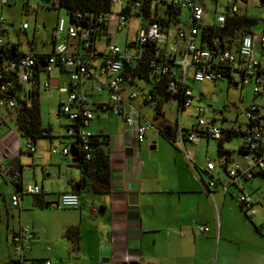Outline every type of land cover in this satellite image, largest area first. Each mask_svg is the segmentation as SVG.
I'll return each mask as SVG.
<instances>
[{"label":"crops","instance_id":"obj_1","mask_svg":"<svg viewBox=\"0 0 264 264\" xmlns=\"http://www.w3.org/2000/svg\"><path fill=\"white\" fill-rule=\"evenodd\" d=\"M259 3L264 5L260 0ZM62 39H66L65 34ZM74 44V41H69L71 47ZM105 45L106 40L103 49L99 50L95 44V50L103 52ZM18 50L35 55L50 53L36 51L33 43L23 51L18 44ZM99 62L100 59L96 58L90 60L89 64L95 67ZM42 68L43 63L39 64L33 77L39 84L37 87H33L31 82L20 86L18 107L12 108L14 114H8L10 122L6 121L0 106V165L19 172L23 190L28 185L37 184L45 191L39 196L23 194L19 206L13 208L10 205L13 186L0 176V233L4 228L7 243H11L13 234L20 226L28 227L34 235L31 241L24 243L23 264L36 260L30 254H25L40 244L48 254L37 260V264H224L219 261L220 241H225V238H229L230 242L234 238L240 241L246 230L251 236L247 252L233 256L225 264H264V218L259 213L264 208V202L252 200L257 214L247 219L235 202L232 188L228 193H223L219 187L208 188L211 178L205 172V159L216 163L221 154L218 146L229 153L231 162L243 163L238 150L235 153L223 147L224 141L238 137H224L219 141L203 139L198 146L185 142L183 149L171 145L165 139L169 148H164L161 154H155L158 143L153 141L155 138H147L146 133L156 131L161 134L159 123H170L164 117L157 116L155 111L151 119L148 118L144 113L145 106L131 101L136 114L140 115L139 123L146 119L156 126L148 130L143 140L138 142L134 129L127 131L120 116H116L117 119L110 118L115 115H111L107 109L108 93L105 90L100 93L95 91L96 86L108 78L95 74V77L85 80L77 88L87 94L89 106L95 113L88 130L93 135L103 134L107 138L109 192L93 193L89 186L77 187L82 175L79 169L68 168L72 166V161L69 163L66 156L50 152L69 143L64 138L69 122L58 119V125L64 127V132L49 124L45 125L41 118V102L49 101L51 107L58 110V117H65L59 113V106L67 99V93L62 88L68 82V74L56 65L48 74ZM43 82L49 83L47 92L41 87ZM127 85L131 84L124 83V95L132 92ZM51 96L55 101H52ZM34 101L38 108L42 136L31 140L20 136L17 116L22 107L30 108ZM1 104L9 109L0 100ZM255 114L259 126L264 129L261 123L264 115L259 113L258 108ZM110 119H116L114 126L107 123ZM44 138H49V143ZM238 139L241 146V139ZM27 143L33 146L34 155L26 151ZM126 148L131 150L130 156L125 155ZM212 177L220 184L227 183L223 168L216 167ZM263 179L264 171L261 177L245 181L247 192L251 194L250 183ZM74 187L78 188L77 193ZM73 192L79 199L77 208L57 209L48 205L60 194ZM131 194L136 196L135 204L130 203ZM232 213H236L235 216ZM199 226L208 231L200 232ZM71 229L77 231L76 244L67 233ZM18 260L19 255L18 259L6 262L13 264Z\"/></svg>","mask_w":264,"mask_h":264},{"label":"built area","instance_id":"obj_2","mask_svg":"<svg viewBox=\"0 0 264 264\" xmlns=\"http://www.w3.org/2000/svg\"><path fill=\"white\" fill-rule=\"evenodd\" d=\"M31 1L34 0H0V4L9 5L15 2L26 4ZM37 1L42 7L55 11H58L64 2V0ZM83 1L90 3L100 0ZM209 1L220 8L219 12L214 10V25L204 23ZM107 2L110 13H97L94 10L76 8L70 11L73 22L69 21L66 25L63 18L57 20L52 36V49L45 55L42 70L48 74L56 65L68 74V82L62 88V91L67 93V99L59 106V113L69 122L65 135L69 143L63 148L51 149V154L69 156V148L73 147L79 161L91 160L90 144L94 135L88 127L95 113L89 106L87 94L77 88L85 80L95 77V74L108 78L106 82L97 85L95 91L100 93L105 90L108 93L107 109L110 114L120 116L125 129L130 132L134 129L136 140L141 142L145 133L156 126L146 119L139 123L140 115L136 114L131 101L156 112L160 107L161 96L150 90L132 91L124 95L123 86L124 83L132 84L134 81L129 74L125 73V66L145 62L150 74L164 81L162 90L165 97L164 105L167 103L172 105V109L176 112L174 122L168 124L172 130V135L168 138L171 145L183 149L185 142L198 146L203 139L217 141L224 137L241 139V147L245 153L242 154L243 163L231 162L228 155L219 154L216 163L211 162L209 158L205 159V172L211 178L208 188L219 187L223 193H228L232 188L240 211L247 219L253 218L257 214V208L246 190L245 181L253 177H261L264 171V129L259 126L258 120L254 117L257 107L250 106L245 112L246 123L236 128L216 126L213 120L203 116L204 110L199 106L195 108L196 124L183 125L179 119L180 112L189 108L193 101L192 90L187 84L189 79L194 82H216L225 78L228 83L240 84L242 87L252 84L255 96L264 93V28L251 35L224 36V39L229 41L224 47L219 37L229 19L245 14L242 8L248 1L107 0ZM260 2L264 4V0ZM116 7L119 11L113 14L112 9ZM170 10L178 11L176 21L167 15ZM65 11L68 12L66 9ZM183 13H185L184 21L181 19ZM132 17L138 18L135 41L127 44L122 52L114 42L115 32L122 30ZM4 24L0 16V28ZM207 27L214 28L217 34L212 32L208 36V32H204ZM28 28V24L23 23L19 31L25 34ZM63 34L66 39H62ZM1 35L0 30L2 62V65L0 64V100L5 102L8 108H17L19 92L17 86L20 87L27 82H31L33 87L39 85L33 79L39 68V58L32 52H19L18 44L4 45ZM103 36L106 40L105 48L103 52H97L96 41ZM69 41H74L75 44L71 47ZM256 45H258V52ZM130 48L134 49L133 53L129 52ZM96 58H99L100 62L94 67L89 62ZM9 73L13 76H9ZM41 87L47 92L50 86L48 82H43ZM161 113L163 118L165 114L163 109ZM26 151L34 155V148L30 143L26 144ZM216 167L224 169L227 183L220 184L212 177ZM0 176L13 186L14 191L10 197V205L13 208L19 206L23 194L39 196L45 193L42 186L37 184L28 185L23 190L19 172L4 165H0ZM48 205L57 209L77 208L79 199L74 192L62 193ZM198 230L208 231L207 228L200 226ZM33 237V232L28 227L20 226L11 238L13 250L19 254L20 264L23 263L24 243L31 241Z\"/></svg>","mask_w":264,"mask_h":264},{"label":"rangeland","instance_id":"obj_3","mask_svg":"<svg viewBox=\"0 0 264 264\" xmlns=\"http://www.w3.org/2000/svg\"><path fill=\"white\" fill-rule=\"evenodd\" d=\"M247 1V5L244 7L242 6V11H245V14L247 16L254 17L259 20L258 24L254 28L255 32H259L262 27H264V7L260 5L259 0ZM214 10L216 12H219L220 8L215 7L214 4L209 1L207 4V13L204 20L205 24H215ZM118 11V7L112 9L113 14H116ZM184 15L185 13L181 15L182 21L185 20ZM0 16L5 22V24L2 25L0 28V30L2 31V43L4 45L19 44V47L22 51L29 49L30 44L33 43L36 51L50 52L52 36L58 18H63L66 22V25L69 24V16L64 8H60L58 11L48 10L42 7L40 5V2H38L37 0L29 2L28 5L21 2L10 3L9 5L0 4ZM23 23H27L29 26L28 30L26 31V34L21 33L19 31V28ZM37 27L38 29H35ZM137 28L138 18L132 17L128 20L126 26L122 30L115 32L116 37L114 39V42L122 52L125 50L127 44L133 43L135 41V34ZM197 41L198 40H196V42ZM104 43L105 38L103 36L96 41L97 48L99 50H102ZM129 52L133 53L134 49L130 48ZM153 83L154 79L151 77H149L148 80L135 78L131 85H127V88L134 92L149 91ZM187 84L192 90L193 101L189 108H186L185 110L180 112L179 119L180 123L183 125L196 124L197 116L195 108L198 106L203 108L204 117L208 118L209 120H213L216 126L224 128L229 126L236 128L245 124L247 121L245 118V112L252 105H255L258 108L259 113L264 115V93L255 96L252 84L243 87L238 84L237 87H233L232 84L228 83L227 79L225 78L217 80L216 82H194L189 79L187 81ZM51 99L52 101H55L54 97H52ZM41 103L42 122L45 125L49 124L54 129L58 128L62 132H64V127L58 125V119L61 118L62 120L68 122L66 117H58V110L56 108L51 107V103H49V101H47V103ZM27 105L30 106V103L28 101ZM0 106L4 110L6 121L10 122L8 114H14L15 110H13L12 108L6 109L4 104H1ZM171 106L172 105L168 103L163 105L165 121L170 124H172L176 118V112L172 109ZM144 113L147 115L148 118L151 119V116L153 115V110L148 107H144ZM254 117H256V114H254ZM110 118L117 119L118 117L110 116ZM116 119H110L109 121H107L109 126H114ZM261 123L264 124V121H262ZM155 132L156 131L147 132L146 137H152L156 139L153 141H156L159 147L155 154H161L162 151H165L166 148H169V145L161 134ZM43 140L48 141L49 143V138H44ZM239 146L240 140L238 138L226 140L224 141L223 145L224 149H228L232 152L234 151L235 153L237 152ZM65 158L67 162H71L69 156H66ZM68 168L76 169L77 167L70 165ZM38 175V182H40V168L38 169ZM249 186L251 199L256 203L264 202V179L260 181L254 180L252 183L249 184ZM238 212L240 213L239 210ZM259 213L260 215H263L264 218V208L260 209ZM235 214L236 213H232L233 216H235ZM239 230L242 232V228H240ZM4 232L5 230L3 228L2 233H0V264H7L6 261L10 259H18L19 255L14 252L12 243L6 242L3 234ZM221 237L223 236L221 235ZM250 238V233L246 230L245 232H243L242 237L240 239L242 243L239 240H236V238H234L232 242H230L229 238H225V241H220L222 244L220 243L221 247L219 250V261L225 264L226 262H228L229 259L233 258V256L236 257L244 252H247V245ZM224 246L225 248H223ZM27 254H30L32 257H34L33 259H36L32 260L30 264H37V260L41 259L42 257H45V255L48 253H46L45 247H42L40 244L38 245V247H32V250L30 252H26L25 255Z\"/></svg>","mask_w":264,"mask_h":264},{"label":"trees","instance_id":"obj_4","mask_svg":"<svg viewBox=\"0 0 264 264\" xmlns=\"http://www.w3.org/2000/svg\"><path fill=\"white\" fill-rule=\"evenodd\" d=\"M264 7V5H262ZM61 8L66 9V12L69 16V21L73 22L71 18V12L76 9H84L88 11H96L97 13H110V6L107 0H100L98 2H90L86 3L83 0H64ZM71 11V12H70ZM169 17H172L174 21H176L178 16V11L170 10L167 12ZM259 20L254 17H249L246 14L236 15L234 18L229 19L226 22L225 28L222 29L221 34L219 35L221 44L224 47L229 43L228 40L224 39V36H233L240 37L246 34H253L255 32V27L258 24ZM208 32V36L213 32L217 34V31L214 28L207 27L204 29V32ZM153 53V51H150ZM147 53L145 52V55ZM264 56V53H263ZM39 58V64L43 63L45 59V55H36ZM1 62V59H0ZM264 65V60H263ZM125 73L129 74L132 79L139 78L143 80H148L149 77L154 79V83L152 85L151 92L156 93L160 97V107L156 111V115L160 117L162 116L161 109L165 103V97L162 94V90L164 88V81L157 79L150 74L148 65L145 62H139L133 66H125ZM9 76H13L12 73L8 74ZM234 84V83H233ZM20 87L17 86V90ZM164 99H163V98ZM19 115L17 116V129L19 131L20 136L28 137L31 140H34L36 137L42 136L41 130H39V118H38V108L36 105V101L33 102L30 108L22 107L19 110ZM158 117H156L157 119ZM160 133L161 135L168 141V138L172 135L171 127L168 124L159 123ZM229 138V137H228ZM91 153L92 158L89 162L79 161L77 164H72V166L77 167L81 172V180L77 183V187L89 186L90 190L93 193H108L109 192V160L107 153V138L103 134H96L92 137ZM218 151L221 154L229 155L228 152L222 151L221 146H218ZM239 154H245L243 147L238 148ZM68 235L72 239L73 243L76 244L77 240V231L74 229L69 230ZM13 264H20L18 261H14ZM23 264V263H22Z\"/></svg>","mask_w":264,"mask_h":264},{"label":"water","instance_id":"obj_5","mask_svg":"<svg viewBox=\"0 0 264 264\" xmlns=\"http://www.w3.org/2000/svg\"><path fill=\"white\" fill-rule=\"evenodd\" d=\"M233 87H237L236 84H232ZM125 155L126 156H130L131 155V150L129 148L125 149ZM69 157L71 158V161L73 164H77L79 162L78 156H77V152L73 147L69 148ZM74 192H78V188L74 187ZM135 198L136 196L134 194H131L129 196V200L131 204H135ZM129 264H138V263H129Z\"/></svg>","mask_w":264,"mask_h":264}]
</instances>
